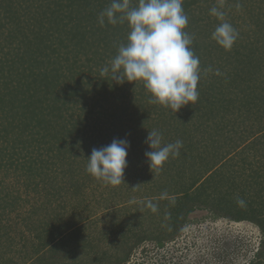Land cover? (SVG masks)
Segmentation results:
<instances>
[{"label":"trees","instance_id":"trees-1","mask_svg":"<svg viewBox=\"0 0 264 264\" xmlns=\"http://www.w3.org/2000/svg\"><path fill=\"white\" fill-rule=\"evenodd\" d=\"M138 2L130 0V6L135 7ZM110 3L111 0H0V237L8 236V231L23 224L26 230L21 233L20 241L26 246L27 236H33L35 243L31 245L37 258L26 255L23 262L28 261L27 264L34 261L56 264L47 263L41 253L76 240L84 243L80 230L67 227L65 214L68 207H74L67 196L72 190L75 192L72 178L67 181V174L84 168L93 148L107 146L114 138L130 137L128 166L133 168L137 164L130 162L137 160L139 167L135 168H142L141 164L145 163L150 176L168 181L163 195L155 197L168 205L163 216L169 231H164L163 239L159 238V247L164 239L179 235L194 209H209L215 216L256 225L262 238L250 264H264V208L253 209L250 204L249 211L244 207L227 209V203L222 200L215 207L209 205L207 191L222 161L210 163L201 154L193 157L194 153L188 154L181 148L178 158L170 157L159 170H150L145 158L149 150L145 140L153 129L147 126L140 132L149 118L137 109L144 111L148 105L158 104L150 103V94L139 81L117 85L101 74L91 78L92 68L82 61L84 55L91 50L96 67L106 58L110 62L129 32L126 23L106 22L101 26L97 22L99 13ZM212 7L224 11L226 20L239 32L230 51L211 39L220 22L210 15ZM183 8L190 22L185 31L193 37L191 47L200 59L199 100L176 113L165 107L167 113L163 110L156 116L155 120L162 124L159 131L164 143L183 142L190 137L187 148H196L192 133L204 123L209 128V122L223 120L231 113L256 120L258 132L264 134V81L260 80L264 79V0H183ZM192 24L201 36L194 34L196 30L192 33L193 27H189ZM206 53L210 54L207 58ZM209 68L212 71L205 72ZM228 68L232 70H225ZM217 69L222 75L214 74ZM256 78L258 84L253 81ZM109 84H113L112 89H108ZM128 87L139 89L131 94L130 102L125 101L129 100L124 90ZM190 111L192 115L187 116ZM188 118L198 121L194 132L185 126L184 120ZM180 126L183 131H178ZM248 133L254 135L249 131L244 134ZM67 162L74 163L68 172L58 170L59 165L62 167ZM73 165L77 166L75 171ZM187 166L193 168V174L184 181ZM88 176L85 171V177ZM144 178L149 180L145 175ZM254 182L264 192V184L256 179ZM150 197L142 196L122 206L137 208L146 205ZM39 214H43L40 220ZM129 231L123 229L120 234L127 238ZM134 236L128 254L138 242L147 239ZM128 254L125 253V259ZM121 262L118 259L113 264Z\"/></svg>","mask_w":264,"mask_h":264},{"label":"rangeland","instance_id":"rangeland-1","mask_svg":"<svg viewBox=\"0 0 264 264\" xmlns=\"http://www.w3.org/2000/svg\"><path fill=\"white\" fill-rule=\"evenodd\" d=\"M192 13L197 14L194 10ZM189 24L190 22H188ZM189 27H193L192 33L196 30L194 24ZM199 32L194 34L201 36L202 34ZM93 54L89 50L82 61L91 66V78H96L98 74L100 75L101 68L109 63V58L102 61L100 67H96ZM208 55L206 53L204 57L207 58ZM225 70H222L223 73ZM257 79L253 80L255 84H258ZM260 80L264 81L262 77ZM82 81H86V79H82ZM253 86L255 85L253 84ZM109 87L108 89H112L113 84H109ZM128 88H124L125 93L128 92L129 95V100H125L126 102L133 99L131 96L133 92L139 91L133 87ZM251 90L258 92L255 88H251ZM94 91L98 92L97 89ZM130 91L131 93H129ZM164 108L158 104L155 107L148 105L144 111L137 109L141 113L145 112L149 118L140 132L147 126L161 130L162 124L155 119L163 112ZM164 111L167 113V110ZM191 115L192 111L187 114V116ZM184 121L187 122L185 126L188 125L187 128L194 132L197 119L190 120L188 118ZM256 122L254 119L231 113L225 115L223 120L217 118V120L209 122L211 125L209 128H207V123H204L200 130L192 133L195 137L193 143H196V148H187L188 144H191L190 137H186L183 141L182 149L188 154L194 153L193 157L202 155L210 163L222 161V165L217 166L211 188L207 191L209 205L215 207L220 202L219 200H222L223 203H227V209L234 210L241 207L237 204L239 198L245 201V206H243L245 210H250V204H253V209L264 208V192L260 190V185L254 182L256 179L264 184V134L258 132ZM174 130H176L175 127ZM183 130L180 126L178 131ZM248 131L254 135L244 134ZM139 135L141 136V134ZM137 162V160H132L130 163L131 165L137 164L134 166L139 167ZM72 164L74 163L67 162L62 167L59 165L58 170L68 172L69 166ZM73 166L75 171L77 166ZM134 166L133 168L129 167L127 162L123 176L125 184L118 186L105 184L90 174L85 177V167L81 169H84V172L81 170L74 174L71 172L72 175L66 173L67 181L71 177L75 186V192L72 190L67 196V198L71 197L74 206L73 208L68 207V212L65 214L67 227L80 230L79 236L84 243L76 240L67 243V245L62 244L61 247L53 251L49 250L50 248L47 249L41 253L47 263L54 261L56 264H113L118 259H122V264H250L255 259L262 238L260 229L247 221L234 222L215 216L214 212L209 209H194L187 216L188 221L179 235L164 239V243H161L163 246L159 247V238L164 236V231H169L163 216L167 212L168 205L166 207L160 202L161 200L155 197L163 195L166 191L164 187L168 181L165 180L166 178L154 179L153 174L151 177V171H147L145 163L141 164L142 168ZM135 169L140 171L135 172ZM192 170L193 168H189L182 180L188 181L189 175L193 174ZM144 175L149 180L143 179ZM60 176L57 178L60 179ZM142 196L152 197L149 201L157 205L155 213L147 207L149 201L146 205L137 208L122 206L125 202L142 198ZM233 205H236V208ZM41 215L43 214L38 215L39 220ZM139 218L142 220L141 222L136 221ZM57 226L58 224L54 226V229H57ZM123 229L130 230L127 238L120 234ZM25 230L26 227L23 224H17L11 231H8V236L0 237V242L3 243L0 246L1 262L27 264L28 261L23 262L26 261V255H30L34 260L37 259L31 245V243H35L33 236H27L30 242L28 241L26 246L22 245L23 242L20 241V235ZM134 235L147 239L138 242L128 254V248L135 241ZM129 237L130 240H128ZM125 253L128 254L127 259L124 258ZM51 255L52 257L49 258ZM33 263L39 264L35 261Z\"/></svg>","mask_w":264,"mask_h":264},{"label":"clouds","instance_id":"clouds-1","mask_svg":"<svg viewBox=\"0 0 264 264\" xmlns=\"http://www.w3.org/2000/svg\"><path fill=\"white\" fill-rule=\"evenodd\" d=\"M240 7L239 4L236 5ZM210 15L220 21L211 39L225 51H230L239 32L229 23L226 13L212 7ZM103 26L126 23L129 28L125 43L118 46L117 54L104 65L100 74L117 85L139 81L150 94V103L167 107L175 113L186 105L199 100L198 82L201 79L200 59L191 45L193 37L186 31L188 16L183 0H139L135 7L130 0H111L97 17ZM212 71L211 68L205 72ZM215 75L222 73L217 69ZM145 158L150 170H159L169 158H178L183 147L181 140L164 143L162 133L148 131ZM130 143L125 138H114L110 144L93 148L87 161L86 172L105 184L118 186L127 167ZM237 204L245 206L243 199ZM147 207L157 211V205L149 201Z\"/></svg>","mask_w":264,"mask_h":264}]
</instances>
